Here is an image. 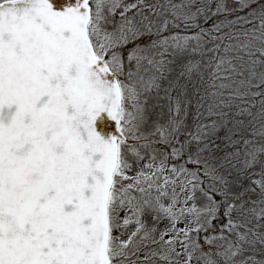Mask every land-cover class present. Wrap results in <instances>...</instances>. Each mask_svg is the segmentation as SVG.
Masks as SVG:
<instances>
[{"label":"snow or ice","instance_id":"1","mask_svg":"<svg viewBox=\"0 0 264 264\" xmlns=\"http://www.w3.org/2000/svg\"><path fill=\"white\" fill-rule=\"evenodd\" d=\"M0 264H264V0H0Z\"/></svg>","mask_w":264,"mask_h":264}]
</instances>
